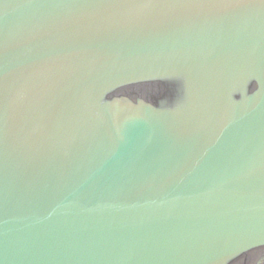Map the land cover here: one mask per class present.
<instances>
[{
	"label": "water",
	"instance_id": "water-1",
	"mask_svg": "<svg viewBox=\"0 0 264 264\" xmlns=\"http://www.w3.org/2000/svg\"><path fill=\"white\" fill-rule=\"evenodd\" d=\"M0 264H264V0H0Z\"/></svg>",
	"mask_w": 264,
	"mask_h": 264
}]
</instances>
